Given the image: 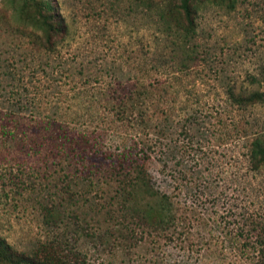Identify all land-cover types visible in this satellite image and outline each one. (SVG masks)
<instances>
[{
	"label": "rangeland",
	"instance_id": "374dc122",
	"mask_svg": "<svg viewBox=\"0 0 264 264\" xmlns=\"http://www.w3.org/2000/svg\"><path fill=\"white\" fill-rule=\"evenodd\" d=\"M49 1L67 24L55 51L0 0V236L25 253L52 245L62 264H246L239 244L249 215L264 221V167L249 170L243 137L221 122L264 132V100L237 108L225 92H264V0L205 6L196 58L171 87L145 0ZM136 79L177 91L164 100L162 154L150 152L143 174L177 209L168 224L129 170L137 127L105 102ZM187 112L199 125L184 134Z\"/></svg>",
	"mask_w": 264,
	"mask_h": 264
},
{
	"label": "trees",
	"instance_id": "16d2710c",
	"mask_svg": "<svg viewBox=\"0 0 264 264\" xmlns=\"http://www.w3.org/2000/svg\"><path fill=\"white\" fill-rule=\"evenodd\" d=\"M13 20L24 28H30L29 34L33 35L31 42L48 51H55L57 44L67 34V24L64 17L57 11L49 0H9ZM248 0H145L150 17L156 29L164 35L167 43L169 58L174 66L167 86L171 87L177 79L175 73L184 74L194 62L197 52V43L194 41L197 33V16L200 11L210 6H221L226 10H233L239 4ZM19 22V23H18ZM120 93L115 102L106 100V104L115 111V118L127 121L137 127L134 146H138L140 156L130 159L129 170L133 177L142 181L141 188L150 195L159 197L161 203L154 210L158 219L167 224L173 219L177 209L172 206V201L166 193L152 190L151 184L143 178L146 169L144 162L149 159L150 152L162 149L160 140L169 130V113L163 109L164 100L168 95L175 99L177 91L166 88L164 83L150 81L144 83L138 79L131 83H116ZM229 103L237 108H243L255 103L263 102L264 92L257 89H235L233 85L226 89ZM184 134H189L198 127L199 120L193 112H187L181 122ZM227 131L237 138L243 137V156L249 170L260 171L264 167V132L251 131L250 125L245 121L221 122ZM150 133H152L150 135ZM162 154V151H159ZM125 156V155H124ZM131 158V157H130ZM147 174V173H146ZM145 174V175H146ZM148 175V174H147ZM150 178V176H148ZM154 207H151L153 209ZM256 216L249 215L247 221L246 240H242L239 249L244 252L246 264H264V221ZM180 220L184 222L185 217ZM240 232V231H239ZM52 245L39 244L28 253L14 249L3 237L0 236V263L3 264H62L58 255H53Z\"/></svg>",
	"mask_w": 264,
	"mask_h": 264
}]
</instances>
